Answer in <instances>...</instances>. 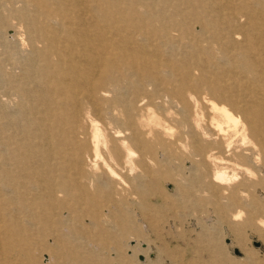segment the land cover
Here are the masks:
<instances>
[{
	"label": "bare ground",
	"instance_id": "obj_1",
	"mask_svg": "<svg viewBox=\"0 0 264 264\" xmlns=\"http://www.w3.org/2000/svg\"><path fill=\"white\" fill-rule=\"evenodd\" d=\"M17 1L24 9L8 8L9 15L33 23L23 32L28 43L25 61L3 58L19 68L16 74L19 83L14 86L8 83L15 74L5 72L0 64V86L7 85L5 92L0 93V219L6 221L7 235L27 236L26 232L33 229L36 230L33 233L43 234L50 227L55 235L53 242L57 243L56 235L61 233L51 228L53 219L45 217L43 212L52 208L58 194H71L73 189H68L71 185L77 192L91 186L92 180L85 173L82 159L74 162L81 178L77 183L72 184L64 177L59 180L49 177L51 162L42 155L52 147V138L62 136L81 151L78 156H89V170L93 176L99 173L105 184L127 187L129 181L124 174L134 175L157 164L152 156L153 144L173 135L171 128L164 124L169 118L179 121L185 136L202 137L203 146L214 145L218 138L211 140L207 128L202 127L198 112L201 106L211 114L208 125L218 131L215 134L224 136L226 126L232 127L234 134H241L237 129L239 120L225 105L199 95L203 76L192 78L195 69L203 71V53L209 62H216L214 59L218 56H233L241 69L252 75L248 60L252 56L249 54L252 41L246 30L256 31L252 38L264 43V19L261 26L249 19L250 14L264 16V0H258L259 8L252 7L251 11L243 2L233 3V0H225L220 6L210 4L207 6L210 14L217 12L220 23L209 13L204 15L203 9H169L162 1L142 0L147 6L137 7L132 6L133 0H67L60 6L67 10L65 13L42 5L40 0ZM134 3L139 4L140 0ZM28 6L32 13L26 14ZM188 20H192L189 25ZM211 28L215 31L204 41L207 46L203 44V33ZM238 44H248V47L243 51L239 47L237 51ZM36 72L41 77L31 88ZM38 85L40 90L36 88ZM207 88L211 93L219 90L214 85ZM12 90L15 100H11ZM262 101L264 107V97ZM174 143L177 144L176 139ZM180 146L198 155L202 152L195 144ZM231 146V141L227 142V151ZM23 150L28 153L24 154ZM205 159L212 166V184H226L238 178L234 171L228 173L225 166H218L219 160L223 164L221 157L207 153ZM237 168L251 172L249 167L240 164ZM30 187L48 191L39 193L35 200L40 211L25 210L33 204L28 198ZM94 197L92 193L84 199L89 202ZM18 202L24 206H9ZM58 203L71 210L67 197L63 196ZM238 215L239 212L234 216ZM143 257L138 259L143 262Z\"/></svg>",
	"mask_w": 264,
	"mask_h": 264
},
{
	"label": "rangeland",
	"instance_id": "obj_2",
	"mask_svg": "<svg viewBox=\"0 0 264 264\" xmlns=\"http://www.w3.org/2000/svg\"><path fill=\"white\" fill-rule=\"evenodd\" d=\"M154 1H162L169 9H203L205 15L211 13L207 6H220L225 0H152ZM17 2L0 0V64L5 72L12 71V75L15 74L13 81L9 79L8 82L13 86L19 83L16 80L19 68L16 64L10 65L3 58L9 57L19 63L25 61L28 43L23 32L25 27L33 23L32 20L19 21L9 15V9H24ZM40 2L54 9H61L60 13L67 11L60 8L67 0ZM232 2H243L249 11L259 8L256 4L258 0ZM143 5L147 6V3L142 0L139 4H135L134 0L132 2V6ZM27 11L28 14L32 13L31 6L24 12L27 14ZM216 13L212 12L210 15L220 23L222 20ZM250 15L249 19L261 26L264 16ZM188 22L192 20L187 21L189 25ZM214 31L211 28L208 33H203V44L207 45L204 41ZM246 32L251 36L249 41H252L251 53L249 52L252 56L248 58L252 75L242 70L239 61L233 56H218L214 59H217L216 62H209L203 53V61L200 60L203 71L195 69L192 78L203 76L199 95L212 97L217 103L225 105L239 120L237 129L241 130V134H234L232 127L227 126L224 136L215 134L218 131L208 125L211 114L201 106L198 112L202 127L207 128L211 140L218 138L213 141L214 145L203 146L202 137L198 135L191 139L185 136L181 133L183 127L179 121L169 118L164 124L171 128L173 135L153 144L152 156L157 164L134 175L124 174L129 181L127 187L105 184L99 173L98 177L93 176L89 170V156H78L77 153L81 151H77L75 145L62 136L52 138V147H48L47 152L42 155L51 162L49 177L52 180L64 177L72 184L77 183L81 178L78 177L74 162L82 159L84 170H87L85 173L92 180L91 186L77 192L73 191L74 186L71 185L68 188L73 189L70 190L71 194H58L52 208L43 212L45 217L53 219L51 228L62 235H56L57 243L53 242L55 235L51 233L50 227L43 234H35L33 232L36 230L33 229V232H26L27 236H21L20 233L7 235L4 231L6 221L0 219V264H264V43L252 38L256 34L253 29L248 28ZM239 47L243 51L248 44H238L235 50H239ZM164 55L168 56L166 53ZM38 68L39 64L35 67L36 71ZM32 77L34 81L31 88H34L41 76L36 72ZM209 85L218 86L219 90L211 93L207 88ZM6 87L7 85L4 88L0 86L1 94ZM36 88L40 90L39 85ZM13 93L12 90L11 100H15ZM175 139L177 144L174 143ZM229 141L232 146L227 151ZM180 144H188L190 147L195 144L202 152L198 155L192 149L182 150ZM23 151L24 154L28 153V150ZM207 153L221 157L223 164L219 160L221 164L218 166H225L228 173L234 171L238 178L226 184H212V166L205 159ZM17 159H20L19 155ZM33 159L34 157L31 161ZM234 163L249 167L251 172L238 169V164ZM64 165L66 169H62ZM121 187L124 189L120 190ZM29 190L28 198L33 200V204L27 205L25 210L40 211L35 200L39 193L46 194L47 189L39 191L30 187ZM92 193L95 199L87 202L85 195ZM63 196L67 197L71 210L59 205L58 201ZM9 206L22 208L24 203ZM238 212L240 218L234 216ZM130 241L135 244L130 245ZM139 241L145 244L142 245ZM141 255L145 257L141 258L143 262L138 259Z\"/></svg>",
	"mask_w": 264,
	"mask_h": 264
},
{
	"label": "water",
	"instance_id": "obj_3",
	"mask_svg": "<svg viewBox=\"0 0 264 264\" xmlns=\"http://www.w3.org/2000/svg\"><path fill=\"white\" fill-rule=\"evenodd\" d=\"M256 244H258V242H256ZM234 251H236V250H234ZM237 252V251H236Z\"/></svg>",
	"mask_w": 264,
	"mask_h": 264
}]
</instances>
